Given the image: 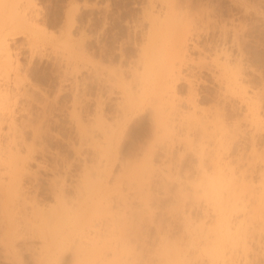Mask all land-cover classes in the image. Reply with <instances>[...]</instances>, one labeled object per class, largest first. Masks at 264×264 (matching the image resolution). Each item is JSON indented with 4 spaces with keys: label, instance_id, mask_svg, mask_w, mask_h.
<instances>
[{
    "label": "bare ground",
    "instance_id": "6f19581e",
    "mask_svg": "<svg viewBox=\"0 0 264 264\" xmlns=\"http://www.w3.org/2000/svg\"><path fill=\"white\" fill-rule=\"evenodd\" d=\"M109 1L111 0H97L96 48L92 49L94 52L89 54L87 44L89 39L86 34L88 25L83 23L77 42L79 46L72 49L74 51L71 52L73 53L71 56L68 55L70 61L79 57L75 52L80 55L79 64L78 60L71 62L72 69L78 70L77 73L80 76L73 83L75 93L71 110L76 138L71 148L75 158H71L70 161L62 160L64 171L61 172L62 175L59 173L61 176L57 174L60 180L49 177L51 180H47V187H43L46 193L43 192L49 198L45 200L42 197L43 188L38 184L37 177L30 169L28 162L33 159V154L39 149V151H45L40 131V123L45 121V119L42 121V118H45V112L42 108L41 120L36 119L37 117L34 120L31 118L32 115L28 116L29 111L24 114L27 115L24 116V120L17 123L14 111L16 105L22 99L21 101L26 102L24 108L30 106L29 102L33 101L32 96L36 97L37 94L31 84H24L23 77L27 70L22 68L18 53L13 52L9 43L11 37L23 33L26 34L25 38L28 37V43L32 48L39 40L38 35H43L41 29H38L39 25L35 22L34 15L30 13L33 7L35 8L34 0H0V132L4 129V134H0V243H2L0 248L3 246V251L16 250V254L21 257L17 247L22 245L29 252L28 257L33 259L31 261L34 264H58L65 253L69 254L71 258L69 257L68 261L72 259L70 263L73 264H129L127 262L133 258L131 257L133 249L128 245L131 241L129 238L134 236L135 231L141 226L139 222L142 213L140 209L137 210L138 212L135 211L134 205L132 206L133 201L130 202V200V203L126 201L128 198L125 199V197L129 194L124 193L127 196H123L119 184L116 185L119 186L117 189L112 188V192L114 194L116 193L114 191L118 192L114 199L118 201L122 199L121 203H117L116 200L118 205L111 204V202L114 203L111 201L112 189H108L106 177L116 161L126 163L127 160H132L136 166L132 165L134 167L129 172L128 166L124 169L125 171L122 169L121 171H124V174L127 172L129 178L137 179V185L149 182L153 174V158L159 153H156L157 148L165 149V153L162 151L164 155L161 158L169 155L167 157L169 160L174 152L169 154L166 151L170 152V147L173 149L172 144L175 142V145L177 143V146L180 145L182 149L176 150L180 152L178 155L174 154L176 160L184 157V152L190 151L193 152L191 155L196 156L199 166L205 162L211 164L207 165L210 170L206 169L207 167L204 168L203 164L199 173L197 172L199 175L197 179H200L203 187L200 186L201 190L204 189L203 193H199L203 195L205 192V195L208 194L206 195L208 199L210 196L211 201L208 202H211L209 204L215 212L214 223L210 225L212 227L205 224L209 228L206 230L207 233L204 230L205 234L202 236L200 232L198 236V238L204 237V240L202 238L199 240L205 241L204 245L202 242L205 248L199 246L205 249L204 253L202 249L201 252L206 255L209 264H264V151H258L262 148L256 151V145H250L251 151L247 153L251 161L246 158L247 165L245 163V166L241 168L236 167L237 171L229 168L233 161L222 160L220 153H226L232 149V140L238 131V129L236 132L232 131V128L238 123L235 121L233 125L232 122L229 131L225 121L226 116L223 118V109L216 103L208 108L204 106L206 101L201 96H209V93L201 87L204 83L201 74L203 71L209 72L218 86L216 96L223 97L227 94L236 97L245 107V113H243L245 120L247 119L256 129L262 130L261 114L255 112L259 109L256 106L258 104H255L257 93L255 90L247 91L242 86L243 80L240 78L242 65L238 60L239 57L230 59L229 48H226L228 42L225 36L223 37L224 31L220 38L221 42L217 41L213 53L208 52L210 53L208 54L206 49L197 45L202 34L208 36V40L211 41L215 38L212 34L214 28L211 27L212 35L208 33L211 13L206 10L209 3L206 2L203 5L202 0H144L140 2L141 7L139 6L137 13L131 17L119 11L120 14L117 17L122 24H125V30L121 31L118 28L119 24L117 26L118 22H115ZM202 6L206 9L200 8L202 11H199L197 7ZM245 12L243 10V13ZM67 14H69L67 17L71 16L70 13ZM231 24H233L232 21ZM237 33L234 32V35ZM236 39L232 38L230 41L234 43L233 40L238 41ZM71 44L70 46L64 44V46L71 48L75 46L74 42ZM204 44L207 46V43ZM67 48L64 49L67 50ZM71 48L68 50L72 51ZM193 49L199 50L196 58L189 54V51ZM32 58L31 54L30 59ZM89 81L95 86L93 96L88 94ZM181 84L184 85V95H182ZM180 96L184 98L180 99ZM180 103L184 105V111L179 110ZM25 111L27 112L24 109ZM144 123L149 126L151 142L146 143L147 146H137L139 151H132L133 144L129 140L134 136L137 128ZM28 128L29 130H26ZM204 141L208 143V146H213L210 153L203 148ZM162 143L166 145L160 146ZM207 149L210 150L209 147ZM205 150L209 156L205 154ZM228 156L223 157L228 158ZM239 162L238 166H241ZM74 165L78 166L73 175L74 179L66 183L65 177L69 175ZM54 166V168L49 166L51 170L46 166L42 170L47 168L49 171L60 172L59 168ZM196 183L199 185V182ZM144 189L147 190L146 187ZM221 189H223V198ZM146 200L147 198L142 201L144 207L142 203L141 209L148 208V204L145 207ZM135 207L139 206L135 205ZM146 212L148 214L149 211ZM202 225L197 228L199 231H202ZM137 234L140 235V232ZM186 236L189 238L184 241L186 244H180L182 247L185 245L182 252H179L181 250L179 244L178 248L175 246L172 250L170 249L175 250L174 255L170 254L171 251L168 252V247L173 245L163 240L167 246L169 243V246H166V252L170 254V260L171 258L176 260V264L179 258L182 262L189 261L190 252L187 254V247L194 244L191 240L192 235ZM135 237L136 235L134 238L131 237L134 242ZM34 241L38 247H34ZM158 250L154 255L158 252L162 254L160 252L162 249ZM155 257L158 258L157 262L161 260L160 263L165 259V257L161 259L160 256ZM16 258L18 259V256ZM18 260L16 261L19 263ZM20 261H22L21 258ZM167 263L166 260L163 264Z\"/></svg>",
    "mask_w": 264,
    "mask_h": 264
},
{
    "label": "rangeland",
    "instance_id": "374dc122",
    "mask_svg": "<svg viewBox=\"0 0 264 264\" xmlns=\"http://www.w3.org/2000/svg\"><path fill=\"white\" fill-rule=\"evenodd\" d=\"M66 1L68 3H66ZM117 1H119V2H117ZM143 1L144 0H127V1L126 0H111L108 2L109 4H111L113 17H115V22L116 23L118 22L117 26L119 24L120 27L118 26V28L121 29V31L125 30V26H124L125 24L124 23L122 24L121 20L118 19L117 16L121 12L124 14L126 13V15H129L130 17H131V15L132 16L135 15L137 13V11L140 9L139 6L141 7V3ZM206 2L209 3V6H208L206 11H208V12L210 11V13H211V15H210V23L211 24H210V30H208V33L211 34L212 33L211 31H213V29H211V27L214 28V31L212 34L215 35L214 36L215 38H214V40L211 41V40H208L209 39L208 36H205L204 34H202L198 40L197 45L200 48L206 49L207 53L208 52L213 53L212 52L213 48L217 45L218 42L219 43L221 42L220 38H222V31H224V33L226 35L223 33V37L225 36L226 42H228L226 45V48H229L228 51H229L230 59L234 60V59H237V57L240 58V59L238 58V60L240 61L241 65H242L241 67L243 68V69L241 68V77H240L243 80L242 86L247 91L255 90V92L257 93L256 97L258 100L257 99L255 100V104L256 103L258 104L256 106L259 109L256 108V110L257 109L258 110L255 112H258L259 115L261 114L260 119L262 121H264V86H262V85H264V0H248V1L247 0L246 1L245 0H243V1L242 0H202L201 4L204 5V4H206ZM34 3H35L36 9L33 7V10L30 11V13L32 15H34L35 22L37 23V25H39L38 29L39 30L41 29L43 36L38 35L39 40L35 44L36 46L34 45V47H32V48H31V45H29V43H28V37L25 38L26 34H23V33L22 34L18 33V35L16 34L15 37H13V38L11 37L9 40V43H10L11 48L14 50L13 52L18 53V60H19V63L21 64L22 68L27 70V72L25 73L26 75L24 74L25 76L23 77L24 78V84L25 85L31 84L34 87L33 88L34 91L36 90L35 93L37 94L36 97L32 96V99L34 102L33 101L29 102L31 104L30 105L31 107L30 106H28V107H30L31 109L28 108L27 106H25V108H24V105H26V102L24 103L23 101H21L22 99L20 100L19 104L16 105L14 111H15V119H17V123H20L22 120H24V116L25 117L27 116L24 114L29 113V111H30V113L28 114V116L32 115V117L31 116L30 117L32 119L34 118V120L41 118L40 115H42V114L40 112H42V108L44 109V112H45V114H44L45 118H42V121H43V119H45V121H43L42 124L40 123V129H41L40 131H41V136L43 139L42 142L44 145L43 148L45 151H43V150L39 151L40 150L39 149L35 154H33V157H32L33 159L29 160L28 162L30 165L29 166L30 169L34 172L35 177H37L38 184H40V186H42V188L43 187L46 188L47 182L51 180L50 178H53V180H54V177H56L55 180L61 179L60 178V176L62 175L61 172L64 171L63 170L64 166H63L62 160L64 159V161H66V160L70 161L71 158H75L74 153H73V149L71 148V144L73 142L75 143V141H76L75 130H74L75 125H74V122H72L73 117H71V110H72L73 95L75 93V87H74L75 84H73V83H75L74 80L79 79L80 76L77 73L78 70L72 69L71 62L78 60L77 63L79 64L80 63V55L78 52L77 53L75 52V54H77L79 57L75 58L72 61H70V57L68 55L71 56V54H73L71 52L74 51L72 49H74V48L76 49L79 46L78 45L79 43H77V42L79 40L80 28H81L83 23H86V25H88L86 34H87L88 39H89L88 43H87L88 49H89V54H92L94 52L93 50H95V48H96V45H95L96 34L95 33H96V25H97V18H96L97 17V13H96L97 0H34ZM210 4L212 5V7ZM132 6H134V7H132ZM204 7L205 6L197 7V8H199V11H202V10L206 9V7L205 8ZM200 8L202 10H200ZM70 9L72 10V12ZM67 10L69 12H67ZM243 10H244V12L245 11L246 12L243 13ZM119 11H120V13H119ZM67 13H70L71 16L67 17V15H69ZM88 18H90V19H88ZM231 21L233 24H231ZM224 25H225V27H224ZM240 25H242V26H240ZM229 26H231V27H229ZM238 27L239 28L241 27V28L239 29ZM116 31H118V30L116 29ZM234 32H238V33L236 35H234ZM68 34L71 36H69ZM233 35H234V37H232ZM235 36L237 37L238 41L233 40L234 43H232V41H230V39H232V38L236 39ZM41 37H42V39H41ZM240 39H241V41H240ZM210 41L212 44L210 43ZM73 42L75 43V46L73 45L72 48L68 47V46H64V44L70 46V44ZM235 42L237 45L235 44ZM204 43H207V46H205ZM23 44H24V46H23ZM28 45H29V47H28ZM211 45H213V46H211ZM54 46H55V48H54ZM62 46H64V47H62ZM71 46H72V44H71ZM65 47L66 48L68 47L67 50L71 48L72 51L68 50L69 51L68 52L66 49H64ZM198 51L196 49H193V50L189 51V54L192 55L191 57L196 58V56H197L196 54H198ZM58 53H59V55H58ZM210 53H208V54H210ZM31 54L33 56V58H32L33 60L30 59ZM55 57H56V60H55ZM61 62H62V64H61ZM201 76H202V80L204 82L203 84H201V87H203L204 89L203 88L202 89L209 93V96H201L206 101V103H205L206 105H204V106H207L206 108H208V107L213 106L216 103L218 105V107L223 109V118H224V116H226L225 121H226L227 129H229V131L231 130L230 125H232V122H233V125H234L235 121L238 123V124H236V126H233V128H232V131H235V132L238 129V131L236 133L234 132L235 134H234V137L232 140V143H233L232 149L226 153L224 152L225 154L223 152L220 153L222 160L227 159L228 160L227 162L233 161L231 164V167H229V168H231L233 170L235 169V171H237L238 168H236V167L241 168V167L245 166V163L247 165L248 160H250L248 158L249 154L247 153V152L251 151L250 150L251 147H249L250 145H256L255 146L256 151L258 149H261V148H262V150H258V151L259 152L264 151V122L261 121L260 127H262V130H260V128H258L259 130L256 129L253 125H251L250 122H248L247 119H246L247 121L245 120V117H243V113H245V107L243 104H240V102L238 101V99L236 97L228 96L227 94L226 95L223 94L224 98L222 96H220V97L216 96L218 86L213 81L211 76L209 75V72L203 71ZM65 79H67V80H65ZM182 85L183 84H181V87L183 90L182 95H184V93H185L184 85L183 86ZM88 87H89L88 88L89 89L88 90L89 96H93L94 92H95V88H94L95 86L93 83H91V81H89ZM180 97H181L180 99L184 98V96H180ZM34 98H36V99H34ZM28 100H30V99H28ZM208 103H211V104H208ZM44 104L46 106H44ZM221 104L223 106H221ZM42 106H44L45 108ZM178 108H179V110L184 111V105L182 103H180L178 105ZM231 108H233V109H231ZM24 109L27 110V112L26 111L24 112ZM37 114L39 115V117ZM225 121H224V123H225ZM234 127L235 128L238 127V128H236V130H233V129H235ZM3 128H4V126H3ZM254 128L256 129V131ZM26 130H29V128ZM3 132H4V129L0 132V134H4ZM252 139H254V140H252ZM150 140H151V138H150L149 126L147 123H144L137 128V130L134 133V136L129 140L133 144L132 151H137L138 150L137 146H142V145L147 146V144L149 143ZM250 140H252L253 142ZM204 142L206 143V147H204L205 146V143H204L203 148L206 149L208 153H210V151H212L211 148L213 149V146L210 147L207 145L208 143L206 141H204ZM128 144H130V143H128ZM163 144L164 143H162V145L160 144V146L166 145V144H164V145ZM173 144H172L173 149L170 147V152L166 151L169 154L170 153L172 154L174 152L172 155H170L171 157H169V160L167 158L169 155H166V158L165 157L161 158V156L163 157V155L165 153L164 152L165 149L162 150L160 147L157 148L156 153H158V152L161 153L162 151L164 153L162 152L161 155H158L159 154L158 153L153 158L152 165L154 166L153 167V174L154 175L151 174L152 177L150 176L151 179H149V182L147 181L146 183L142 184L143 181H146V180H143L141 182L142 185H140V184L137 185V183H138L137 179L133 180V178H131V177L129 178V174L127 172H126V174H128V175L124 174V171H125L124 169L127 166L130 167L129 169H127L128 172H129V170H132L131 169L132 167L136 166V165H134V163H132V162H134L132 160H127L126 163H125V161L124 162L116 161L113 164L111 171L109 172V174L106 177L105 181L107 182L108 189L109 188H110V190L112 188L117 189L119 186L117 187L116 185L119 184L120 190L122 188V191H123L121 194H123V196L125 195L124 193H126L127 195L129 194L128 196L125 195V196H127V197H125V199H127V198L129 199V200L127 199L126 201H128V203L133 201L132 206L134 205L133 207L135 208V211L138 212L140 209L141 210L140 213H142V215L140 214L141 215V220H140L141 223L139 222V224H141L142 227L140 225H139L140 227H138L140 235L137 234V233H139V232H137L138 231V229H137L135 231V233L133 234L134 236L136 235L135 242L133 239H131V237L134 238V236H131L129 238L131 241H129L128 245L132 247L131 249H133V255L131 256L133 258H130L129 261L127 260L128 261L127 263H129V264H152V263L158 264L161 261L160 260L161 257H163V258L165 257L164 261H162L163 263L164 262L166 263V260H167V262L169 264H176V262H175L176 260L175 261L173 260L174 258H171L172 260H170V257H169L170 254L172 255L173 252H175V250H173V251H171V250L175 246H176V248H178L177 245L179 244L178 246L181 248V250H179V249L178 250H179V252L180 251L182 252L184 250V247H185V245H184V247H182V245H183V243H185L184 241H186V239L188 238V236H186V235H192L191 240L193 241L192 244H194V245H191V247H187V254H188V252H190L189 253L190 255L188 254L189 261L182 262V261H180L181 259L179 258L178 259L179 261H177V264H178V262H180L179 264H183V263L184 264L185 263L186 264H195V263L196 264H201V263L202 264L203 263L209 264L208 258L206 257V255L203 254L204 253L203 251H205V249L203 250V248H205L203 246L205 241L204 242L202 241V240H204V237H199V238H202V240L201 239L199 240L198 236H199L200 232H201L200 235L205 234L204 232L207 229H209L208 227H210V228L212 227L210 225L211 224L213 225V223H214L215 212L212 211V206H211V204H209L211 202H208V201H211L210 196L208 199L207 198L208 194H206L207 195L206 196L205 192H204L203 195H205V196L203 197V195H200V193H199V192L203 193L204 189H203V191L201 190L202 184H200L201 183L200 179H197L199 176L197 174V172L199 173V170L203 164H204V166H203L204 168L207 167L206 169L210 170L209 166L211 164H209L208 162H205V163H202L201 166H199L196 156L194 154L191 155V153H193V152H190V151H189L190 153L188 151H187L188 153L184 152V154H183L184 157H182L180 159L181 161L176 160L175 156L180 153L177 151L182 150V149H181L180 145L177 146V143L175 145V142H173ZM135 147H136V150H135ZM208 147L210 148V150L207 149ZM206 150H205V154L208 155ZM174 154H176V155H174ZM228 154L230 157L228 156ZM245 154H246V156H245ZM225 155L228 156V158L227 157L224 158L223 156H225ZM157 156H159V157H157ZM251 156H252V153H251ZM246 158H248L247 161H245ZM241 159L244 163L242 161L239 162ZM238 162H239V165H241V166H238ZM120 163H123V164H120ZM137 163L139 165V162H137ZM233 163H236V164H233ZM53 164L56 165L57 169L59 168L58 170L60 172H57L54 170L49 171V169L51 170V168H52L51 166H53V168L55 167ZM119 164L121 166H119ZM208 164H209V166H207ZM228 164H230V163H228ZM76 165H74L75 167H73V169H71V172L69 173V175H67V177H65L66 183H67V181L70 182V180H72V178H73V175H75V171L77 170V167H78ZM132 165H134V166H132ZM141 165L142 164H140V166ZM45 166L47 168L50 166L51 168L49 167L48 170H47V168H46V170H42V169H44L43 167H45ZM119 167H124V168H119ZM35 168H36V170H35ZM56 168H55V170H57ZM60 169H62V170H60ZM121 169L124 171H121ZM45 171H47V172H45ZM57 174L60 176L58 177ZM124 175H126V176H124ZM167 175H169V176H167ZM114 177H115V179H114ZM165 177H167V178H165ZM196 182H199V185ZM147 183H148V185H146ZM197 185L199 187L201 186L200 189H199V187H197ZM138 186H140V188ZM141 186H142V188H141ZM145 187L147 190L144 189ZM44 188L42 189V192L43 191L45 192ZM113 189L110 191V194L112 196L109 195L112 197L111 201L114 202V203L111 202V204H117L118 202L121 203L122 199L120 201H118L117 199H114V198H116L115 195L118 192L114 191V192H116L114 194L112 192ZM194 189H196V190L198 189V190L196 191ZM143 190H145L144 192L147 193L148 195L147 194L145 195ZM118 191H119V189H118ZM139 191L141 192V194L143 193V195H141ZM44 192L42 193V197L45 200H49L48 195H46L45 194L46 192L45 193ZM136 192H138L142 197ZM221 193H222L221 197L223 198V189H221ZM132 195H134V196H132ZM137 195H139L140 198ZM135 196L137 198H134ZM146 196H148V197H146ZM144 197H145V199L147 198V200L145 202L146 203L145 207L147 204L150 206V207L148 206V208L146 207V209L143 208L144 202H142V201L145 200ZM141 198L143 200H139ZM149 198H150V200H149ZM112 199H114V200H112ZM139 201H141V202H139ZM222 201H223V199H222ZM138 202H139V204H138ZM141 204L143 205L142 209H141V206H142ZM135 205L137 207L139 206L140 208L139 207L136 208ZM146 211H149L148 214ZM211 212L213 213V215ZM192 219H193V221H192ZM199 222H200V225H199ZM157 223H158V226H157ZM201 223H203L204 225H202ZM205 224H207V226L208 225L209 226L207 227ZM201 225H202V228H201L202 231H199L197 228H199ZM195 226H197V227H195ZM195 228H196V230H195ZM203 228H206V229H203ZM161 230H163V231H161ZM194 230L197 233L194 232ZM186 231L188 234L186 233ZM161 232L165 233L166 236L164 237L165 234H163ZM183 233H185V234H183ZM206 233H207V231H206ZM176 236H177V238H176ZM163 240L166 241V243L167 242L171 243L170 245H173V246L172 247L170 246V248H169L168 247L169 243L167 246V244H165ZM167 240H169V241H167ZM174 240H175V243H177V244L174 243L175 245L173 244ZM35 242L36 241L33 242V245H35L34 247H38V246H36ZM202 242H203V245H202ZM163 243L165 244V247H164V248H166L165 251H164V248H162L164 246ZM0 244H2V243H0ZM180 244H182V245H180ZM199 245H201L203 248H200ZM166 246L169 249L168 252L171 251L172 253L170 252V254H168L166 252L167 251ZM23 248L24 247L22 245L20 247H17V251L19 250L18 252H21L20 253L21 257H19V254L17 255L15 252L16 250H14V251H11V250L5 251L4 250L3 251V246H2L0 248V253H1L0 254V264H34V262L32 263L33 259H30L28 257L30 255L29 252L26 251L25 248L24 249ZM176 248H174V249H176ZM158 249L159 250L162 249L160 251V252H162V254H160L158 252V254H160V255H158L157 253H156L157 255H154ZM189 249H190V251H189ZM201 249H202L203 253L201 252ZM178 250H176V252H178ZM166 253L168 254V256H166L167 255ZM65 254L63 255V257H61V261H59L58 264H63V263L64 264H68V263L71 264L72 263V262L70 263V261L72 259L70 261H68L71 258L69 256V254L68 253H65ZM149 254H150V256H149ZM164 254H166V255H164ZM16 256H18L19 260L16 258ZM152 256H154V257H152ZM155 256H160L159 257L160 261L158 260L159 262L156 261L158 258ZM198 256L200 258H198ZM166 257H168V258H166ZM12 258H16V259H12ZM20 258L22 261H20ZM163 258H162V260H163ZM175 259H177L176 256H175ZM16 260H18L19 263ZM131 260H133V262Z\"/></svg>",
    "mask_w": 264,
    "mask_h": 264
}]
</instances>
